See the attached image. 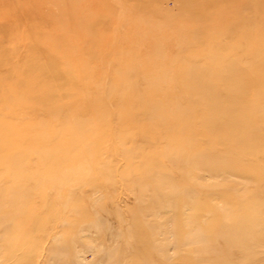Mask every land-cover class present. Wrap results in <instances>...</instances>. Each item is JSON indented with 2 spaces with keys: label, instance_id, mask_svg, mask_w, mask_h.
Here are the masks:
<instances>
[{
  "label": "rangeland",
  "instance_id": "1",
  "mask_svg": "<svg viewBox=\"0 0 264 264\" xmlns=\"http://www.w3.org/2000/svg\"><path fill=\"white\" fill-rule=\"evenodd\" d=\"M79 255L264 264V0H0V264Z\"/></svg>",
  "mask_w": 264,
  "mask_h": 264
},
{
  "label": "bare ground",
  "instance_id": "2",
  "mask_svg": "<svg viewBox=\"0 0 264 264\" xmlns=\"http://www.w3.org/2000/svg\"><path fill=\"white\" fill-rule=\"evenodd\" d=\"M2 250V249H1ZM81 254V253H80ZM77 258V257H76ZM80 259V261H82V263L84 262L83 260H85L84 255H79L78 257ZM78 260V259H77ZM81 263V262H80ZM84 264V263H83Z\"/></svg>",
  "mask_w": 264,
  "mask_h": 264
}]
</instances>
